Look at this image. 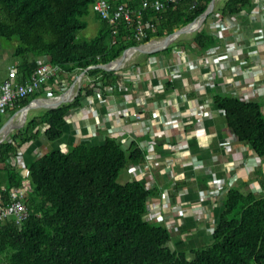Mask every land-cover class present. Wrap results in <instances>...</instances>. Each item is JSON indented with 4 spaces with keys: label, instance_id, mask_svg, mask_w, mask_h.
I'll return each mask as SVG.
<instances>
[{
    "label": "trees",
    "instance_id": "16d2710c",
    "mask_svg": "<svg viewBox=\"0 0 264 264\" xmlns=\"http://www.w3.org/2000/svg\"><path fill=\"white\" fill-rule=\"evenodd\" d=\"M95 1L0 0V44L13 46L12 60L7 66L0 65V72L4 73L13 64L24 80L33 71L36 60L43 56L59 65L58 76L70 83L75 74L86 70L87 83L74 101L33 116L0 144L3 197L12 185L21 182L20 172L7 161L21 149L32 172L33 186L26 201L28 218L21 225L13 217L0 222V264H264V173L261 171L256 173L263 189L260 192L245 189L249 181L234 184L224 193L223 210L211 243L189 249L194 255L190 260L187 250L170 244L173 231L169 227L144 220L149 199L159 196L169 184L159 182L147 189L142 180L130 177L129 166L143 162L146 157L135 137L112 134L100 144L81 141L65 150L54 147L43 156L34 155L30 160L26 157L42 135L48 142L63 137L62 124L67 112L82 105L85 96L93 94L88 87L91 80L104 85L117 84L119 73L97 65L108 63L125 49L140 44L134 38H127L136 30L137 22L129 25L122 21L118 25L117 42L113 44L112 26L97 15L96 35L81 37ZM108 1L113 5L139 6L142 0ZM210 1L180 0L160 11L149 8L143 21H152L155 30L149 31L144 42L184 27L198 18ZM259 1L224 0L213 14L240 15L249 12ZM210 16L212 13L191 39H177L150 55L160 52L170 55L178 47L201 53L219 44L220 38L206 27ZM44 94L39 92L17 100L10 114ZM209 96L224 112L226 123L238 140L263 158L264 103L259 98L242 100L217 86L209 91Z\"/></svg>",
    "mask_w": 264,
    "mask_h": 264
},
{
    "label": "built area",
    "instance_id": "2783aa9c",
    "mask_svg": "<svg viewBox=\"0 0 264 264\" xmlns=\"http://www.w3.org/2000/svg\"><path fill=\"white\" fill-rule=\"evenodd\" d=\"M178 1L180 0H142L141 4L136 6L113 5L108 0H96L91 7L98 17L112 26L111 43L117 42L118 25L123 21L129 25L137 22L136 30L127 38H134L143 44L157 41L156 37H152L144 42V39L149 37V31L155 30V24L152 21L146 23L143 21L144 12L149 8L160 11ZM209 22L211 30L208 31L220 38L219 44L204 52L195 53L196 58L190 57L191 52L184 47H178L170 55L156 57L155 60L149 58L145 66L136 62L124 66L122 64L120 68L114 69L121 75L116 85H104L102 82L96 83L91 80L88 87L93 90V94L85 96L82 105L72 108L66 114V118H71L77 114V110H80L85 125L90 128L81 136L83 141L94 138L100 130H103L102 141L112 134H129L138 139L139 146L145 151L146 157L143 162L129 166L130 177L142 180L147 189H152L157 185L158 174L167 177L171 183L170 187L163 188L159 196L149 199L144 220L163 223L171 230L179 227L187 209L210 218L206 206L222 198L240 175L233 169L230 170L232 173L228 177L218 172H210L213 178L211 187L200 190L196 200L183 204L174 203L170 191L178 192L183 189V183L186 180L185 173L192 168L194 161L189 157L187 146L172 142L165 143L169 149L180 151L187 157L182 161L178 171L175 158H163L157 148L156 138L176 136L186 138L196 134L213 113H219V109L210 106L208 96L199 95L192 101L193 110L190 115L185 116L180 105L171 102L166 88L167 84L182 80L184 84L192 83L193 85L194 83L195 89L200 91L204 88L215 87L222 79L224 92H229L242 100L259 98L264 103V91H260L262 82H259V79L240 76L242 69L249 73L251 67L245 66L247 59L238 58L234 53L240 41L253 42L254 47L249 52L251 58L264 53V0H260L249 12L240 15L223 16L219 12L214 14L212 12ZM154 62L157 63V67L152 68ZM184 64L193 71L194 81L186 77L182 71ZM7 68L4 73L0 72V129L4 116L14 107L17 100L39 92H45L50 97L49 99L57 100L61 97L56 96L58 92L70 85L67 78L58 76L59 65L50 63L43 56L36 60L33 71L24 80L20 78L15 65L11 64ZM85 74L82 78L80 74L74 75L73 82L77 80V84L80 83V89L83 86V80L85 81ZM79 91H74L72 96L77 97ZM145 103L147 109L152 112V125L149 128L145 124L144 113L141 109ZM190 123H194L195 129L187 130L186 125ZM150 129L153 133H150ZM236 140L238 139L234 134L226 139L224 145L228 149L227 153L233 154L232 143ZM199 142L203 144L202 140ZM61 146L65 147L63 143ZM51 150L46 143H40L36 156H43ZM7 161L16 166L21 174V182L12 185L6 197L0 193V222L13 217L16 223L21 225L29 216L26 201L29 193L33 191L32 172L22 149L17 155L9 157ZM233 161L232 158L229 162ZM0 166H2L1 163ZM180 171L181 175H178Z\"/></svg>",
    "mask_w": 264,
    "mask_h": 264
},
{
    "label": "crops",
    "instance_id": "0c3cea01",
    "mask_svg": "<svg viewBox=\"0 0 264 264\" xmlns=\"http://www.w3.org/2000/svg\"><path fill=\"white\" fill-rule=\"evenodd\" d=\"M207 28L208 30H211L209 27ZM253 47L254 45L252 41H240V45L234 49V53L238 58L241 57L247 59L248 62L245 66L251 67L249 73L244 72V69H242L240 76H244L248 79H259V82H262L260 84V91L263 92L264 53H262L260 56L251 58L249 52L253 49ZM146 55L147 60L149 58L155 60L156 57L166 56L165 53ZM190 55V57L196 58L195 52H191ZM136 63L141 62L137 61ZM153 67H157V63L154 62L152 64V68ZM182 69V71L185 73V76L188 77L191 81H194L193 71L188 69L185 64L182 66ZM222 81L223 80L220 79V81L216 84L217 88L220 91H223L221 84ZM166 88L169 92L171 102H176L178 105H180L181 110L184 112L185 116H189L191 111L193 110L192 101L194 100V98L199 97V95H206L210 98L209 91L212 89L211 87H209L198 91L195 89L196 87L194 83L193 85L192 83L188 85L184 84L182 80H177L175 83H171V86L168 83ZM84 101L86 102L87 100ZM210 104L212 108L219 109V113H213V115L210 116V119L205 122L203 127H201V129H198V132L196 134L190 135L186 138H178V136L156 138L158 142L157 148L159 152H161L163 158H175L178 171L180 170L182 161L187 159V157L180 151L169 149L165 143L172 142L180 146H187V148L189 149V157H191L194 161L192 164V168L185 173L186 180L183 183V189L179 190L178 192H175L174 190L170 191L171 198L176 204L190 203L191 201L197 199L200 190L211 187L213 178L210 172H218L221 175H226L228 177L229 174L232 173V171L230 172V170L233 169L234 171H238L240 175L235 184H239L242 182L246 183L250 181L249 184L244 187L245 189L249 188L254 190L256 188L257 190L254 191L257 192L263 190L261 188L259 180L257 179L258 174L256 173L259 172V169L262 166H264V159L254 155L249 146L241 142L240 140L233 141L231 148L232 151H234L233 154L227 153L228 149H226L224 143L226 139L234 133L226 123L224 112L215 104H213L211 98ZM134 109L136 108L134 107ZM141 109L144 113L145 124L149 128L152 125V112L150 109H147L146 103L143 107H141ZM9 115L10 112L4 117L7 118ZM83 119L84 118L82 117L80 110H77V114L73 115V117L66 118L65 122L62 124L64 135L61 139L58 140V143L55 146L56 148L65 149L66 147L67 149L70 145H76L77 143L83 141L81 136L87 133L90 129L85 125ZM95 119L97 121L99 120L98 118ZM186 128L187 130L195 129V125L194 123H190L186 125ZM150 133H153L151 129ZM101 134H103V130L98 131L97 136L91 138L87 142H91L93 144L102 143L103 141L101 139ZM200 140L203 141V144H200ZM62 143L65 145V147L61 146ZM39 145L40 143L35 145L34 148L33 146H31L30 149L28 148L29 150H31L30 152L26 153V157L29 160L34 155H37V153H35V150L39 148ZM26 149L27 147L24 148L25 151ZM232 158L234 161L229 162ZM178 175H181V171L178 172ZM250 177L253 178L250 179ZM157 179L158 183L161 182V185L169 184L170 187V180L164 175L158 174ZM166 187L167 186H165L164 188ZM206 210L210 213V218L198 215L193 210L187 209L185 217L181 219L179 227L176 230H172L173 238L170 244L173 247H176L179 250H189L194 247L211 243L213 239L214 227L218 222L220 214L223 210V197L208 204L206 206Z\"/></svg>",
    "mask_w": 264,
    "mask_h": 264
},
{
    "label": "water",
    "instance_id": "95a60500",
    "mask_svg": "<svg viewBox=\"0 0 264 264\" xmlns=\"http://www.w3.org/2000/svg\"><path fill=\"white\" fill-rule=\"evenodd\" d=\"M217 2H218V0H211L207 9L201 15H199L198 18H196L192 22L188 23L184 27L177 29L174 32H172L168 35H165L163 37H156L157 40H159V43L156 46H151L153 44V42H151V43L147 42V43L132 46V47L126 49L118 58H116V59H114L108 63L99 64L97 66L100 68H103L105 70L110 71V70L120 68L122 66V64L125 63V61L128 60V58L130 56H133L135 53L151 54V53H155L157 51L163 50L164 48L171 45L174 41H176L180 36H182L184 34L194 33L195 31H198V29H200V27L203 25L206 18L209 16V14L212 13L214 11V9L216 8ZM130 50H135V53H132L130 56L127 57L125 54ZM85 72H86V70L82 74H80V78H82V76L85 74ZM79 89H80V83L77 84V80H76L70 85L69 91L67 93H62L60 95L61 97L59 99L52 100V99H47V98H43V97H37V98H34L33 100H31L29 102V104H27L26 106L18 109L2 125V127L0 129V134L2 133V130L6 126H9V129H8V131L5 132L4 136L0 139V144L3 143L7 139L9 133L13 129V120L15 119V117L20 112L23 113L24 115H26V113H28V111L30 109L38 108L39 105L42 106V109H40L39 112L58 108L61 105L72 102L74 100V98L76 97V96L75 97L72 96V94L76 90L79 91Z\"/></svg>",
    "mask_w": 264,
    "mask_h": 264
},
{
    "label": "rangeland",
    "instance_id": "374dc122",
    "mask_svg": "<svg viewBox=\"0 0 264 264\" xmlns=\"http://www.w3.org/2000/svg\"><path fill=\"white\" fill-rule=\"evenodd\" d=\"M223 1H224V0H220V1L218 0L216 7L222 5ZM87 20H88V26H87L84 30H82V31L80 32V36H81V37H85V38H91V37L95 36L96 33H97V31H98V28H99V20H98L96 14H95L93 11H92L91 14L87 17ZM209 24H210V22L208 23V25H207L206 27H209ZM201 27H202V26H201ZM192 34H193V33L184 34V35L180 36L178 39H180V38L191 39ZM12 52H13V46H9V45L6 44V43L0 44V65L7 66V64L10 63V61L12 60V59H11ZM160 53H161V52H160ZM146 58H147V55L144 54V53H135V55L130 56V57L128 58V60H126L125 63H123V66H124V65H130V64H133L134 61H135V62H137V61H138V62H141V63L144 65L145 63H147V59H146ZM80 74H81V73H80ZM84 79H85V78H84ZM72 83H73V82H71L70 85H71ZM85 84H86V81L84 82V80H83V85H85ZM70 85H68L65 89H62L61 91H59L58 94H57L56 96L61 95L62 93L68 91L69 88H70ZM76 89H77V88H76ZM40 97L47 98V99L50 98L47 94H44V95H42V96H40ZM40 109H42V106H41V105H40L38 108L30 109V110L28 111V113H26V115H24L23 113L20 112V113L15 117V119L13 120V129H12L11 132L9 133L7 139H8L9 136H10L11 134H13L17 129H19L20 127H22V126H23V125H24L29 119H31L33 116L39 114V113H40V112H39ZM14 113H15V112H14ZM14 113L10 114L7 118L4 117V119H3V124H4V123H5V122H6V121H7V120H8V119H9ZM3 124H2V125H3ZM8 128H9V126H8ZM0 138H1V137H0ZM41 142L46 143V144H47L48 146H50L51 148H54V147L57 145V143H58V141H55V142H48V141H46V139L44 138L43 135L40 137L39 140H37V141L35 142V144L37 145V144H39V143H41ZM29 145H30V144H28V146H29ZM37 149H38V148H37ZM37 149L35 150V153H37V151H38ZM263 159H264V157H263ZM258 169H259V168H258ZM260 171L264 173V166H262V167L259 169V172H260ZM127 177H129V175H127ZM124 179H125V173H124V175H123V179H122V180H124ZM254 190H257V189L255 188ZM263 191H264V190H263ZM187 258L190 259V260L194 258V255H193L189 250H187Z\"/></svg>",
    "mask_w": 264,
    "mask_h": 264
},
{
    "label": "bare ground",
    "instance_id": "6f19581e",
    "mask_svg": "<svg viewBox=\"0 0 264 264\" xmlns=\"http://www.w3.org/2000/svg\"><path fill=\"white\" fill-rule=\"evenodd\" d=\"M158 43H159V40L154 41L153 44H152L151 46H156ZM132 53H135V50H130V51H128L125 55L128 57V56H130ZM39 106H40V105H39ZM8 129H9L8 126H6V127L2 130V133L0 134V137H1V138L4 136L5 132L8 131ZM1 138H0V139H1Z\"/></svg>",
    "mask_w": 264,
    "mask_h": 264
}]
</instances>
